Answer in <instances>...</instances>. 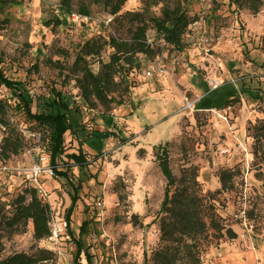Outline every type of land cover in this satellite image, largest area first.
<instances>
[{
    "label": "rangeland",
    "instance_id": "374dc122",
    "mask_svg": "<svg viewBox=\"0 0 264 264\" xmlns=\"http://www.w3.org/2000/svg\"><path fill=\"white\" fill-rule=\"evenodd\" d=\"M61 1L20 0L0 11L1 65L9 78L24 84L34 111L51 88L80 104L75 81L64 79L47 59L66 61L59 54L64 48L71 53V64L76 46L85 39L119 35L102 8L93 5L90 18H76L62 11ZM165 1L173 0H128L122 11L159 14ZM183 1L198 18L184 36L185 49L166 46L149 30L162 52L153 59L140 55L141 67L130 76L133 86L124 103L111 110L83 107L85 128L66 133V153L81 149L89 161L80 169L64 154L61 160L69 165L58 166L82 179L69 226L66 212L73 188L54 175L42 131L15 110L11 91L0 87V98L9 103L8 118L26 140L18 155L0 159V206L9 208L11 200L34 187L51 206L52 229L40 241L34 239L31 223L23 232L6 234L4 255L41 251L48 259L37 264H153L168 182L155 152L165 150L176 177L184 168H197L207 204L237 232L235 239H216L210 231L201 264H264V7L254 14L230 0ZM57 15L62 25H44ZM111 52L107 48L103 59ZM156 65L161 72L154 70ZM93 68L97 71L99 65ZM210 80L221 86L211 90ZM231 96L237 101L231 103ZM96 132L106 135L97 137ZM5 133L0 123V145ZM223 169L235 171V186L217 192ZM78 239L83 250L76 261Z\"/></svg>",
    "mask_w": 264,
    "mask_h": 264
},
{
    "label": "trees",
    "instance_id": "16d2710c",
    "mask_svg": "<svg viewBox=\"0 0 264 264\" xmlns=\"http://www.w3.org/2000/svg\"><path fill=\"white\" fill-rule=\"evenodd\" d=\"M230 1L241 8L249 9L254 14L264 7V0ZM19 2L20 0H0V11L8 4ZM127 2L128 0H78L76 3L74 0L61 1L60 7L67 15L90 18L93 5L102 8L110 15L109 25H112L119 34L85 39L76 46L71 64L67 61L71 53L64 48L60 49L59 54L64 56L66 61L46 60L48 65L59 70L64 79L75 81L81 99L80 104H76L61 90L51 88L49 94L42 96L36 103L38 109L34 111V100L30 98L24 84L9 78L0 60V87L11 91L12 96L17 99L15 110L22 112L42 131L47 140L54 175L65 178L73 188L72 202L66 212L68 226L80 199L82 179H75L68 169L58 170V166L61 163L69 165L61 160L64 154L80 169L89 161L81 149L78 153H66V133L79 129L82 131L85 128L81 124L83 107L92 110L101 105L105 110H111L113 104L124 103V96L130 93L133 86L130 76L134 70L141 67L140 55L153 59L162 52L161 48L150 40L149 30H155L166 46L183 51L184 36L188 28L198 20L189 14L183 0L163 2L159 14L149 9L123 12L122 9ZM43 23L46 26L62 25L63 20L57 15L44 20ZM107 48L112 49V52L109 59L104 60L103 54ZM95 63L99 65L97 71L93 68ZM231 97L229 99L231 103L237 101L236 97ZM8 114L9 103L0 98V123L6 128L0 145L2 160L18 155L26 145L25 136L10 121ZM104 133L96 132L94 136H105ZM139 151L141 153L142 149ZM166 153L165 150L163 153L160 150L155 152L168 182L160 209V244L153 252V264H201L202 245L210 236V231L211 236L216 239L222 237L235 239L237 232L221 222L213 204H207L198 180L197 168L195 166L184 168L181 176L176 177L167 166ZM235 176V171L231 169L221 170V187L217 192L233 190ZM8 205L7 209L0 206V264H37L48 259L41 251L34 254L20 251L4 255L3 238L6 234L13 235L25 231L29 223L32 224L35 240L40 241L51 236L49 202L39 196L36 188L30 187L17 195ZM85 227L86 222L81 226V234ZM76 246L77 261L83 250L80 239L76 240Z\"/></svg>",
    "mask_w": 264,
    "mask_h": 264
},
{
    "label": "built area",
    "instance_id": "2783aa9c",
    "mask_svg": "<svg viewBox=\"0 0 264 264\" xmlns=\"http://www.w3.org/2000/svg\"><path fill=\"white\" fill-rule=\"evenodd\" d=\"M73 17H79L78 15H73ZM208 51L210 50L209 48L207 49ZM154 68V70H158L159 72H161V68L159 67V66H154L153 67ZM147 74L149 75V76H151L152 75V72H147ZM209 86H210V89L211 90H216V89H218L220 86H221V83L220 82H218V80H210L209 81ZM53 169V168H52ZM53 173H54V171H53ZM100 204V203H99ZM240 216H243V214H241Z\"/></svg>",
    "mask_w": 264,
    "mask_h": 264
}]
</instances>
